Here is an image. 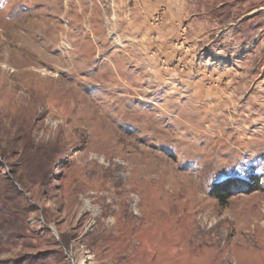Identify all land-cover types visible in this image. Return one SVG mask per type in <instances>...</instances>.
Here are the masks:
<instances>
[{
	"label": "rangeland",
	"instance_id": "1",
	"mask_svg": "<svg viewBox=\"0 0 264 264\" xmlns=\"http://www.w3.org/2000/svg\"><path fill=\"white\" fill-rule=\"evenodd\" d=\"M83 261L264 264V0H0V264Z\"/></svg>",
	"mask_w": 264,
	"mask_h": 264
},
{
	"label": "trees",
	"instance_id": "2",
	"mask_svg": "<svg viewBox=\"0 0 264 264\" xmlns=\"http://www.w3.org/2000/svg\"><path fill=\"white\" fill-rule=\"evenodd\" d=\"M245 185L248 187H253V190H257V188L255 186L259 185V182L251 180V181H248ZM229 189H231V188H229ZM213 194L219 201H221L223 203L226 202L230 198V195H229V193H227L226 190L222 191L219 188L214 189Z\"/></svg>",
	"mask_w": 264,
	"mask_h": 264
},
{
	"label": "bare ground",
	"instance_id": "3",
	"mask_svg": "<svg viewBox=\"0 0 264 264\" xmlns=\"http://www.w3.org/2000/svg\"><path fill=\"white\" fill-rule=\"evenodd\" d=\"M142 217V216H141ZM141 219V218H140ZM139 221V220H138ZM142 221V220H141ZM85 263V261H83V263L82 264H84Z\"/></svg>",
	"mask_w": 264,
	"mask_h": 264
}]
</instances>
